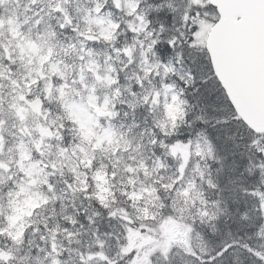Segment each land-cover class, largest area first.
I'll use <instances>...</instances> for the list:
<instances>
[{
    "label": "rangeland",
    "instance_id": "obj_1",
    "mask_svg": "<svg viewBox=\"0 0 264 264\" xmlns=\"http://www.w3.org/2000/svg\"><path fill=\"white\" fill-rule=\"evenodd\" d=\"M125 1L123 0V2ZM193 1L195 3L201 2V0ZM50 7L52 10L61 8L60 18L57 23V26H59L63 23V16L67 14L69 7L66 4L61 5V7L57 4L56 7V2ZM125 7L130 14H133L132 24L135 22L141 23L139 25L141 28L139 34L143 35L140 41L133 39L134 46L131 49L126 48V46L123 50L113 49L112 57L110 58L111 63L115 62L117 67L124 65L127 59L129 61L134 60L136 58L135 54H137L135 52L136 48L142 50L149 58L143 62L144 69L142 64L138 65V71L128 72L127 75L131 74L129 78L120 76L119 82L126 83L130 87L137 80L143 81L147 76H151L152 83L150 85H146L144 88H136L137 91H145L147 93V98L144 99L140 96L139 101H146L151 106V113L155 118L157 128L170 142L167 150L176 162L177 170L171 187L172 203L169 216L158 222L162 240L154 241L146 236L136 247L133 258L139 255L140 261L143 257H146L145 264H180L181 257L184 254L196 253L194 249L196 246L198 251H201L199 248L200 243L197 242V240L200 241L201 239L195 235L198 229L192 224L214 218L213 208H218L217 205L211 203V197L208 196L205 189L210 186L211 182L207 177V169L202 161L211 155V148L208 141L203 137H195L192 141L185 140L184 142L179 139L178 122L184 115V106L182 108L183 99L181 96L180 99H177L171 84H191V78L188 76L186 68L178 60L176 64H174L175 60L161 64L155 63V59L151 54L154 40L146 29L142 14H139V17L136 15L137 2L129 0ZM55 16L57 17L58 15L55 14ZM4 19L1 16L0 20ZM197 22H199L200 30L195 35L199 38L202 33L203 23ZM82 24V28H80V32L76 33V37L84 38L91 34L93 30H97L95 35L98 38L102 39L104 43L114 46L109 33L110 29L116 26L114 27L110 23L105 25L95 16L90 18L89 15L83 18ZM31 30L34 33L32 35L26 33V29H23L22 38L29 43L35 42L38 51L36 55L32 56L22 44V87L23 89L41 88L44 90L48 88V81H40L39 79L38 71L42 69L44 78L46 77L50 82L56 83L60 80L61 85L57 87L60 93L53 105L65 106L66 108L61 109L59 107L56 112L54 108L52 120L47 121L48 114L45 111L41 118L36 119L33 116H29L22 126L17 125L18 129L23 131L18 159L15 160L14 157L6 158L3 164L6 166L7 171L0 170V216L4 218L2 221L0 220V228H3L0 229V264H99L98 262H88L87 259L81 258L75 249V245H82L83 250L87 248L91 241L90 233L83 232L80 227H56L54 223L43 220V214L40 213L41 205L37 216H32L33 210L37 206L36 204L44 202L40 192L44 190V187H47L49 176L52 177L53 171L50 169L49 172L51 171V173L48 174L47 166L55 169L62 165L61 161L68 159L70 160L69 162L75 163L76 161L73 160L74 153L68 152L73 150L74 147H69L67 152H63L64 149L58 147L57 139L44 141V148L40 157L49 161L45 162L46 166L44 167L40 165L38 159L37 161L30 160L29 153L31 151H26L24 146H26L27 142L30 141L31 143L33 141L31 144L33 149V146L37 143L38 124H48L50 128H54L56 131L57 124L65 122V125H75L77 133L82 136L81 140L84 145L80 144L78 152L85 154L87 159L90 153H95L96 148L102 149L104 154L107 153L109 146H107L106 141L110 140L109 131L103 128L97 135L91 132L90 126L93 121L79 100L85 101L95 111L99 112L98 114L107 117L110 114V109L107 106L108 98L106 94L110 92L111 96L116 97L120 88H116V80L109 75V69L112 65L110 64V66L106 67L101 75L97 65L92 59L88 58L90 53L85 51V44L80 43V45L74 44L72 46V50L77 53L74 57L73 65L70 61L53 58V51L48 47L51 43H46L51 41V35H48L43 28L40 29V34L36 33L33 28ZM188 33H191V30H188ZM59 49L64 50L62 47ZM125 51L129 52V54L127 55ZM65 52H67L66 49ZM81 56L84 57L85 61L77 63L76 61H79ZM47 58H50V63L48 64L45 63ZM83 68L95 78L92 85H87L84 82ZM173 79L176 81L173 82ZM200 81L203 83L208 82V79L204 77L203 71L200 72ZM192 84H194V81ZM139 85L142 86L140 82ZM64 86H67L68 89L65 90ZM93 86H96V88H93ZM128 87L124 89L130 90L131 88ZM95 89L102 93L103 104L100 106H97L92 99L91 93ZM203 92L206 96L210 95V98L209 100L202 98L203 102H208L207 104L202 103V107L209 109L214 114H218V116L223 115L224 109L219 96L215 97L214 93L216 91L214 88L204 87ZM137 96L138 94H134L132 97L135 98ZM205 122L207 121L205 120ZM225 122L227 120H222L220 123ZM62 127L63 129L65 128L64 126ZM224 153L226 155L225 151ZM111 155H113V152H111ZM91 158H89L88 163L91 162ZM227 158L231 159V157ZM262 160H264V157H262ZM91 164L94 169L100 167L99 162L93 163L92 161ZM239 168L242 171V175L246 174L247 176L250 172L251 176L256 180H259V177H264V169L260 166L253 167L250 162H246L243 166L240 165ZM11 172L20 173L23 182L15 185L20 179V177H17L14 185L10 186L8 178ZM256 172H258V175H256ZM237 173L238 171L236 170L235 174ZM28 180L37 181V188H27L26 182ZM39 216L41 221L37 222L36 220ZM247 219L250 220L251 216L247 215ZM129 235L128 241L134 247L140 236L137 233H130ZM133 258L131 263L140 264V262H135ZM121 264L125 263L121 261Z\"/></svg>",
    "mask_w": 264,
    "mask_h": 264
},
{
    "label": "trees",
    "instance_id": "obj_2",
    "mask_svg": "<svg viewBox=\"0 0 264 264\" xmlns=\"http://www.w3.org/2000/svg\"><path fill=\"white\" fill-rule=\"evenodd\" d=\"M187 51H189L185 56L187 60L190 55H201L198 48ZM214 94L217 98L219 92ZM204 98L206 99L208 96L204 94ZM220 102H222L221 99ZM138 107L135 109V122L132 124L133 143L131 146L128 144V140H131L132 137L122 139V142L127 145L126 149L124 148L126 145L120 148L121 151H124L122 161L116 165L112 175L107 171L105 173L108 185L112 186L106 202L99 206L85 201L84 204L95 213H98L99 210L102 211L100 206L108 205L115 209L120 208L141 227L144 225L143 222L150 221L158 213L164 214L169 195L167 187L169 178L164 175L163 170L159 172L162 166L159 168L157 164L161 163L166 171L169 170V165L165 150L159 146L160 135L151 123V119L145 115L144 109ZM197 107L200 106L197 105ZM201 114L214 122L227 120L224 114L218 116L207 108L196 113L195 119H201ZM227 116L228 120L232 122L225 125L220 124L213 130V136L224 163L219 200L223 205L225 204V209L218 213L217 220L212 224L213 231L209 230L208 225L200 228L207 241L206 258L202 261L204 264H227L228 262L230 264H264V240L257 242L256 239V228L259 226L260 220L242 221V215L246 214L248 206L251 205L249 203H252L248 189L250 185H254V181L246 175H242L239 166L248 162L255 152L247 139V136L250 137V133L238 122H233L235 116L231 110ZM186 121L189 126L194 127L193 130L201 128L192 117ZM156 168L157 170H155ZM236 170L238 175L237 178H234ZM238 180H241L244 187L234 189L233 194L238 195L243 188H247L243 192L244 199L229 200L226 203L223 183L233 181L235 186H239ZM212 257L213 261L208 263Z\"/></svg>",
    "mask_w": 264,
    "mask_h": 264
},
{
    "label": "water",
    "instance_id": "obj_3",
    "mask_svg": "<svg viewBox=\"0 0 264 264\" xmlns=\"http://www.w3.org/2000/svg\"><path fill=\"white\" fill-rule=\"evenodd\" d=\"M212 1L234 12L222 17L206 44L214 74L243 123L264 134V0Z\"/></svg>",
    "mask_w": 264,
    "mask_h": 264
},
{
    "label": "bare ground",
    "instance_id": "obj_4",
    "mask_svg": "<svg viewBox=\"0 0 264 264\" xmlns=\"http://www.w3.org/2000/svg\"><path fill=\"white\" fill-rule=\"evenodd\" d=\"M173 23V21H168V25L170 26ZM238 174L234 175V178H237ZM238 184L239 186H235L234 182H227V183H223V193H224V198L226 203L229 202V200H243V192L247 189V188H243L240 193L238 195H234L233 194V190L236 188H240V187H244V185L241 183V180H238ZM250 205V209L253 211L254 210V206L252 203H249ZM227 264H230L229 262Z\"/></svg>",
    "mask_w": 264,
    "mask_h": 264
},
{
    "label": "flooded vegetation",
    "instance_id": "obj_5",
    "mask_svg": "<svg viewBox=\"0 0 264 264\" xmlns=\"http://www.w3.org/2000/svg\"><path fill=\"white\" fill-rule=\"evenodd\" d=\"M4 92L6 93V90L4 91V90H1V88H0V94L4 93ZM0 108H1V102H0Z\"/></svg>",
    "mask_w": 264,
    "mask_h": 264
},
{
    "label": "snow or ice",
    "instance_id": "obj_6",
    "mask_svg": "<svg viewBox=\"0 0 264 264\" xmlns=\"http://www.w3.org/2000/svg\"><path fill=\"white\" fill-rule=\"evenodd\" d=\"M222 255H223V253H222Z\"/></svg>",
    "mask_w": 264,
    "mask_h": 264
}]
</instances>
